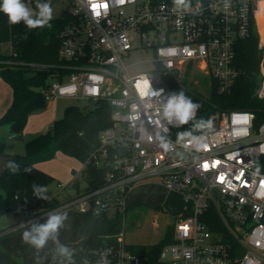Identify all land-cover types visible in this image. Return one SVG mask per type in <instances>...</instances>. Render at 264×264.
Segmentation results:
<instances>
[{
  "label": "built area",
  "instance_id": "1",
  "mask_svg": "<svg viewBox=\"0 0 264 264\" xmlns=\"http://www.w3.org/2000/svg\"><path fill=\"white\" fill-rule=\"evenodd\" d=\"M93 5L100 7L94 11ZM51 6L59 11L55 18L68 23L59 34V63L42 66L49 73L41 93L47 102L109 103L114 124L101 133L93 156L108 173L103 186L52 212L25 207L17 213L30 220L69 209L117 217L116 241L61 243L73 250L72 264H103L105 253L108 264H147L128 249L124 229L131 193L156 178L168 195L178 196L175 215L164 203L158 208L174 226L161 264H264V121L257 123L250 111H216L207 119L211 128H197V112L188 124L173 127L161 115L173 94L170 74L182 79L198 70L220 92L231 90L239 76L236 44L258 29L264 0H188L186 8L173 0H51ZM258 48L264 99V29ZM160 89L161 97L144 96ZM185 131L201 138L200 150L189 137L178 140ZM158 137L171 142L169 150ZM15 227L1 231L0 239ZM31 249L26 264H68L55 244Z\"/></svg>",
  "mask_w": 264,
  "mask_h": 264
},
{
  "label": "trees",
  "instance_id": "2",
  "mask_svg": "<svg viewBox=\"0 0 264 264\" xmlns=\"http://www.w3.org/2000/svg\"><path fill=\"white\" fill-rule=\"evenodd\" d=\"M50 23L51 28L29 30L23 22L9 24L8 17L0 12V76L13 90L12 105L0 119V125L8 124L12 133L17 136L23 134L29 116L46 107L47 101L41 93V88L46 83L49 70L42 66L59 63V34L67 25L68 18H55ZM4 42L11 44L10 54L1 53V45ZM258 42L256 29L252 27L250 36L236 44L235 65L239 76L229 92H220L218 83L212 81L211 93L206 95L194 86V79L189 73L182 79L172 74L167 77L173 93L183 91L201 104L197 121L202 117L207 120L216 111L232 110L253 112L257 123L264 121V99L259 97L263 77L260 71L261 52ZM8 62L14 64L10 65ZM111 116L112 109L106 101L90 102L84 107L68 106L63 117L54 121L46 132L26 142V154L11 157L2 178L0 218L7 213L18 214L17 209L25 207L30 210L40 209V214L52 212L73 197L103 186L108 170L95 165L93 156L100 148L101 133L114 124ZM59 153L75 158L83 165L80 177L77 176L62 188L66 190L72 187L75 193L66 194L62 200L57 197L50 198L45 193L47 199H40L34 195L32 185H44L47 188L54 178L40 170L37 165L55 159ZM0 155H4L3 144L0 145ZM14 165H19V170L13 171ZM25 168L30 171H25ZM175 201H178V196L170 194L164 202L172 216L178 212V208L173 207ZM143 206L148 207L147 204ZM135 207L136 203H131L128 211ZM49 216L41 220H46ZM31 218H25L24 221ZM119 231V218L88 213L84 217L82 239L79 243L97 245L105 239L116 241L114 236L118 235ZM173 233L174 226L170 225L159 243L130 244L128 249L144 258L147 264H161L160 253L165 246L174 242ZM31 247L21 241L20 255L25 258ZM0 264L10 263L0 257Z\"/></svg>",
  "mask_w": 264,
  "mask_h": 264
},
{
  "label": "rangeland",
  "instance_id": "3",
  "mask_svg": "<svg viewBox=\"0 0 264 264\" xmlns=\"http://www.w3.org/2000/svg\"><path fill=\"white\" fill-rule=\"evenodd\" d=\"M35 8V0H32L30 5ZM59 15V11L57 8L54 10V18ZM264 27V18L261 17L258 24V29L256 33L258 37L261 35ZM2 53L10 54L11 53V44L10 42H4L1 45ZM191 77L194 79V86L209 95L212 89V79L209 75H206L198 70L193 71ZM87 104L84 100H76V99H56L46 102V107L38 112L43 114L44 117H48L47 119H52L53 121L49 123V127H45L43 131H40L38 134L46 132L54 121L59 120L63 117L64 111L68 106H79L84 107ZM38 134H22L21 136H13L9 137V125L4 124L0 125V145L6 144L7 152H12L13 156H23L26 154V142L32 140ZM12 156V157H13ZM58 156V155H57ZM57 156L55 159H57ZM53 159V160H55ZM59 159V158H58ZM65 159H68L65 158ZM71 160H64L62 158L59 160V165L48 164L49 161L40 162L37 166L40 169L42 165L47 163L45 167L47 170L57 171L58 176H66L69 172V176H73V168L78 172L80 166H82L81 162L75 158H69ZM50 160V161H53ZM46 169V168H45ZM41 170V169H40ZM43 171V170H42ZM45 172V171H43ZM48 173V172H45ZM76 174V172H75ZM80 175V173H78ZM50 176H53L50 174ZM80 177V176H78ZM54 181L47 187V196L57 197L62 200L66 194H74V188L70 187L66 190H62V183L56 177H54ZM72 179V178H71ZM158 179L154 178L147 181L146 184L139 186L135 191H133L129 197L131 203H136V207L128 211V215L126 217V225H125V241L127 244H135V245H154L160 242L166 227L172 222L168 216L161 213L158 208H160L167 195L168 192L165 188L158 184ZM64 184V183H63ZM69 184L68 182L65 184ZM147 204L148 207H144L143 205ZM40 210V209H33ZM60 214L67 213V219L63 221V226L58 230V235H64L71 232L73 233L74 228H72L73 223L76 222L82 223V217L80 214L75 212V210L69 209L59 212ZM42 218H38L37 220H25V215L22 213L14 214L7 213L0 218V232L1 231H10L14 226L15 230L2 237L0 239V257L5 261L12 264H24V257L20 255L21 248L20 242L24 241L23 233L28 230L32 223H45L46 220H41ZM41 220V221H39ZM73 223H72V222ZM71 222V223H70ZM71 229V230H69ZM74 240H80L79 233L75 235ZM32 248V247H31ZM27 251V256L29 257L32 249Z\"/></svg>",
  "mask_w": 264,
  "mask_h": 264
},
{
  "label": "clouds",
  "instance_id": "4",
  "mask_svg": "<svg viewBox=\"0 0 264 264\" xmlns=\"http://www.w3.org/2000/svg\"><path fill=\"white\" fill-rule=\"evenodd\" d=\"M32 0H2L0 2V12H3L8 17V23L16 25L21 22L29 29H43L45 27L51 28L50 23L54 18V10L51 6V0H35V8L31 7ZM177 8L187 7L188 0H173ZM147 87V86H146ZM163 90H146L145 97L156 98L161 97ZM151 107V104L148 105ZM201 109V104L194 101L187 96L183 91L171 94L163 103L161 109L162 118L165 119L169 125L175 127L176 125H186L192 121L197 112ZM197 128H211V120H205L203 117L196 121ZM186 137L191 138L197 150L203 147L201 138L193 136L190 131L178 133V140H183ZM161 141L160 147L169 150L171 142L164 137H158ZM19 170V165L13 166V171ZM25 171L30 169L25 168ZM33 192L40 199H47L45 193L47 188L44 185L33 184ZM67 219V213H56L48 217L43 224L32 223L30 228L23 233L24 241L36 249L43 248L51 239L56 245V250L59 256L64 257L68 264H72L73 250L68 246L61 244L58 239V230L63 226V221ZM107 253L103 254V264H108ZM63 264V262H62Z\"/></svg>",
  "mask_w": 264,
  "mask_h": 264
},
{
  "label": "crops",
  "instance_id": "5",
  "mask_svg": "<svg viewBox=\"0 0 264 264\" xmlns=\"http://www.w3.org/2000/svg\"><path fill=\"white\" fill-rule=\"evenodd\" d=\"M1 53H2V50H1ZM3 54H5V53H3ZM12 102H13V90H12L11 86L9 84H7L0 76V119L8 111V109L12 105ZM38 112L39 111L34 112L29 116L27 125L25 127L24 132H23L24 134H27V133L28 134H38L40 131H43V129H45V127L46 128L49 127V123L53 121L52 119H50V120L47 119L48 117L47 118L44 117L43 114H41V113L38 114ZM13 136H15V134L12 133L11 128L9 126V137L12 138ZM3 145H4V155H8V156L12 157L13 156L12 152H7L6 151L7 150L6 144L3 143ZM67 157L68 156L59 153L57 156V159H55L53 161H49L48 164H51V165L53 164V166H54V164L59 165L58 164L59 160H61L62 158H64V160H71V159H69L71 157H68V159H65ZM46 165H47V163L42 165L40 167V169L45 171V172H48L47 174H49V175L50 174L53 175L60 182L65 181V182H63L64 184L62 183V185H65L67 182L68 183L72 182L77 176H79L78 173H80V172L77 173V171L73 168V172H72V173H74L73 176L70 177L68 175L69 174V172H68L66 174V176L62 177V176H58L57 171L53 170V167H52V171L47 170V167H45ZM37 167H39V166H37ZM82 168H83V165L80 166L79 171H81ZM75 172H76V174H75ZM75 212H77L78 214L81 215L83 221H82V223L76 222V224H74L71 221L73 223L72 228H74L73 233H72V235H71V232L64 234V235H58V239H59L60 243L78 242L82 239V228L84 226L85 215L78 212V211H75ZM69 230H71V229H69ZM78 233L80 235V240H74L75 235ZM47 243L54 244L51 239ZM10 264H12V263H10Z\"/></svg>",
  "mask_w": 264,
  "mask_h": 264
},
{
  "label": "water",
  "instance_id": "6",
  "mask_svg": "<svg viewBox=\"0 0 264 264\" xmlns=\"http://www.w3.org/2000/svg\"><path fill=\"white\" fill-rule=\"evenodd\" d=\"M11 160V157L8 155H0V188H1V181L3 176L5 175L8 167V162Z\"/></svg>",
  "mask_w": 264,
  "mask_h": 264
},
{
  "label": "snow or ice",
  "instance_id": "7",
  "mask_svg": "<svg viewBox=\"0 0 264 264\" xmlns=\"http://www.w3.org/2000/svg\"><path fill=\"white\" fill-rule=\"evenodd\" d=\"M104 6L106 7V5H104ZM98 7H100V5H93V10L95 11Z\"/></svg>",
  "mask_w": 264,
  "mask_h": 264
}]
</instances>
